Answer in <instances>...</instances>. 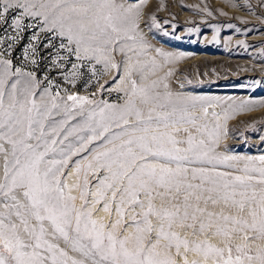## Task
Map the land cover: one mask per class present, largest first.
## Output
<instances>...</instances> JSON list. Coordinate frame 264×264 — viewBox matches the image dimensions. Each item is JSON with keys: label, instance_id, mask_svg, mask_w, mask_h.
<instances>
[{"label": "rangeland", "instance_id": "obj_1", "mask_svg": "<svg viewBox=\"0 0 264 264\" xmlns=\"http://www.w3.org/2000/svg\"><path fill=\"white\" fill-rule=\"evenodd\" d=\"M0 264H264V0H0Z\"/></svg>", "mask_w": 264, "mask_h": 264}]
</instances>
